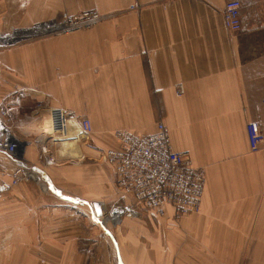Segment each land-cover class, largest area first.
<instances>
[{
	"label": "crops",
	"instance_id": "obj_1",
	"mask_svg": "<svg viewBox=\"0 0 264 264\" xmlns=\"http://www.w3.org/2000/svg\"><path fill=\"white\" fill-rule=\"evenodd\" d=\"M227 1L0 0V127L40 176L0 196V264H264V145L253 153L248 130L264 135V0H239V35ZM85 11L105 19L59 32ZM54 108L72 124L56 142L43 131ZM159 123L204 172L200 211L104 224L95 204L134 202L103 153L117 131ZM16 166L0 152V175Z\"/></svg>",
	"mask_w": 264,
	"mask_h": 264
},
{
	"label": "built area",
	"instance_id": "obj_2",
	"mask_svg": "<svg viewBox=\"0 0 264 264\" xmlns=\"http://www.w3.org/2000/svg\"><path fill=\"white\" fill-rule=\"evenodd\" d=\"M241 2L228 0L224 11V23L234 35L242 32ZM132 6L130 10H138ZM103 20L96 11H85L78 16H62L61 33L78 30H90ZM184 94L179 86L178 95ZM8 116L6 108L0 109V123ZM72 128L71 117L61 108L51 109L44 132L50 134L51 141L65 139ZM80 128L86 135L93 132L89 119L83 118ZM251 151L257 153L264 145V135L259 124L248 125ZM120 142L117 150H107L102 157L115 176L116 188L133 198L132 205L115 204L106 216L104 224L117 226L133 212L140 215L148 211L163 217L167 208L174 210L176 216L183 217L200 211L201 197L204 192V172L192 165L188 153L173 150L171 138L163 123L157 125L156 132L150 135L131 131H117ZM22 141L16 139L10 131L0 127V152L17 162L9 176L0 175V196H5L24 183L37 181L40 176L33 169L25 167L21 154ZM52 162V161H50ZM102 223V224H103Z\"/></svg>",
	"mask_w": 264,
	"mask_h": 264
},
{
	"label": "water",
	"instance_id": "obj_3",
	"mask_svg": "<svg viewBox=\"0 0 264 264\" xmlns=\"http://www.w3.org/2000/svg\"><path fill=\"white\" fill-rule=\"evenodd\" d=\"M96 214L99 218L104 217L108 213V209L106 206L101 204H95Z\"/></svg>",
	"mask_w": 264,
	"mask_h": 264
},
{
	"label": "rangeland",
	"instance_id": "obj_4",
	"mask_svg": "<svg viewBox=\"0 0 264 264\" xmlns=\"http://www.w3.org/2000/svg\"><path fill=\"white\" fill-rule=\"evenodd\" d=\"M140 11H141V8H139L138 10H135V12H140ZM102 18H103V17H102ZM104 19H105V18H103V20H104ZM103 20H102V21H103ZM102 21H101V22H102ZM101 22H100V23H101ZM100 23H99V24H100ZM97 25H98V24H96V26H97ZM224 25H225V23H224ZM96 26H95V27H96ZM225 27H226V26H225ZM93 28H94V27H93ZM93 28H92V29H93ZM226 29H227V28H226ZM90 30H91V29H90ZM86 31H89V30H78V31H76V32H86ZM69 136H71V134H70ZM22 148H23V147H22ZM22 148H21V151H22ZM21 151H20V152H21Z\"/></svg>",
	"mask_w": 264,
	"mask_h": 264
}]
</instances>
